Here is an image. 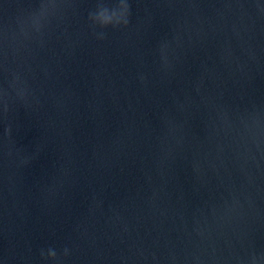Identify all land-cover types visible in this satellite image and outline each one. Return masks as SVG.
Wrapping results in <instances>:
<instances>
[{"label": "water", "instance_id": "water-1", "mask_svg": "<svg viewBox=\"0 0 264 264\" xmlns=\"http://www.w3.org/2000/svg\"><path fill=\"white\" fill-rule=\"evenodd\" d=\"M119 2L0 0V264H264V0Z\"/></svg>", "mask_w": 264, "mask_h": 264}, {"label": "clouds", "instance_id": "clouds-1", "mask_svg": "<svg viewBox=\"0 0 264 264\" xmlns=\"http://www.w3.org/2000/svg\"><path fill=\"white\" fill-rule=\"evenodd\" d=\"M128 11L129 5L126 0H120V2L113 8H99L95 14H91L89 19L94 23L98 24L101 27H117V26H126L128 24ZM65 254H67V249H65ZM44 256V253H41ZM47 259L55 260L56 253L52 249H49L47 252Z\"/></svg>", "mask_w": 264, "mask_h": 264}]
</instances>
